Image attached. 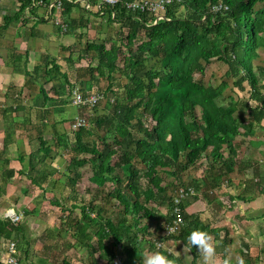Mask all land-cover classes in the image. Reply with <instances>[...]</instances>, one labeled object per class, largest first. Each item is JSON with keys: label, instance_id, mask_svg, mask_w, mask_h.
I'll return each instance as SVG.
<instances>
[{"label": "trees", "instance_id": "16d2710c", "mask_svg": "<svg viewBox=\"0 0 264 264\" xmlns=\"http://www.w3.org/2000/svg\"><path fill=\"white\" fill-rule=\"evenodd\" d=\"M126 1L131 0H119L112 7L101 6L107 14V23L121 26L118 42L93 39L87 40L82 48H78L76 60L85 57L95 60L94 66L87 67L90 73L76 74V70L68 74L62 71L55 58L46 57L43 64V73L49 75V80L64 77L68 94L72 92L75 81L80 79L84 94L91 92L92 86V92L102 97L101 93L104 92L93 90V85L100 78L113 79L112 74L121 58L124 63L122 72L129 80L117 97L113 95L115 91L111 87L112 82L108 83L107 89L111 92L108 98H113L112 103L109 101L110 112L102 117H95L94 120L96 126L103 128L98 139L107 148L102 151L97 143L86 142L82 138L83 132L91 131L81 126L75 130L78 137L73 144L67 142L64 132L54 133V150L47 139L41 136L43 131L36 128L37 145L26 157V175L31 184L26 185V188L39 184V179H44L41 171L46 167L43 165L46 158L56 157L61 152L68 155L66 152L69 151V163L72 162L77 169L74 176L68 177L71 192H74V185L80 179L79 168L90 163L96 185L105 186L107 181L111 183L106 195L118 201L122 206L123 216L130 215L134 217L133 220L163 217L167 222L171 218L173 195L168 193L170 184L166 182L164 174L171 175L178 181L181 168L209 158L219 162L218 175L223 178L238 163L236 146L232 142L234 137L239 133H253L255 126H264V66L254 65L259 51L264 49V0H172L162 12L164 17L157 20V14L127 8L124 4ZM60 2L62 9H56L61 15L70 13L75 6L74 0ZM219 3L226 8L213 11L212 6ZM7 19L9 16L4 17L1 28L7 25ZM84 21L82 19L80 24ZM69 22L67 21V29L70 25L69 30H72L73 26ZM72 50H69L67 61H70ZM142 57L153 59L157 67L146 68L144 76H139L135 68L143 62ZM212 59L226 64L225 76L231 78V85L238 92H247L251 104L233 95H229V101L225 105L218 102L228 86L227 79L218 85L194 79L196 74L204 73L206 65ZM40 70V66H35L33 73H25L40 75ZM51 89L59 95L64 92V85ZM38 90L45 101L51 98L49 90L43 85ZM100 102L101 98L95 105ZM238 107L247 111L251 119L246 120L242 114L235 116ZM19 108L11 105L2 109L4 120L6 112L11 113ZM86 108L79 106V114L83 115ZM148 120L151 125L145 126L144 121ZM136 126L142 132L140 136H135L132 131ZM225 149L228 151L226 156ZM82 154L89 156L81 157ZM114 156L116 159L113 161ZM19 160L25 162L21 156ZM136 163L142 167H138ZM246 165H249L247 171H250L252 181H256L254 186L264 194V164ZM116 167L125 176V190L119 189L115 184L122 182L121 177L113 175ZM14 172L23 173L19 169H8V176H13ZM210 174L208 171L204 173L205 179H210ZM142 178L144 182L141 184L138 181ZM219 183L218 181L212 185L204 180V186L209 191ZM248 185V181H245L244 189ZM85 190L87 192L88 189ZM70 197L75 198L73 195ZM163 202L166 209L164 214L161 213ZM71 204L80 206V217H75L74 229L70 233L74 243L83 246L92 255V236L99 242L102 238L107 239L104 250L110 260L116 243H124V234L130 230L126 217L113 223L101 208L91 215V208L83 203L72 201ZM184 205L182 202L183 225L178 235L182 242L185 243L192 231L191 227L217 235L219 229H210L208 224L199 221L193 214L186 213ZM19 228L17 224L5 219L3 223L0 222V235L9 238L11 232ZM98 247L101 248L102 245ZM126 257L129 258V255ZM193 257L195 258L194 253Z\"/></svg>", "mask_w": 264, "mask_h": 264}, {"label": "crops", "instance_id": "0c3cea01", "mask_svg": "<svg viewBox=\"0 0 264 264\" xmlns=\"http://www.w3.org/2000/svg\"><path fill=\"white\" fill-rule=\"evenodd\" d=\"M73 3L75 6L70 13L61 15L62 13L54 6V0H44L42 3H38L37 0L30 2L0 0V162H8L9 166L11 165L9 168L14 171L18 169L16 159H19V155L29 154L31 149L36 147L38 136L36 128L44 131L43 129L47 127V131L50 129L49 132L59 134V132L65 131L64 119L77 114L78 108L75 105L68 104L71 108L65 106L62 92L57 95L51 89V84L54 82L57 83L56 88L58 87L60 79L56 78L55 81H51L49 76L41 77L42 74H45L43 73V64L46 57L55 58L60 65V59L63 58L67 61L66 57L69 54H65L69 53V50L77 46L79 42L84 40L85 44L87 40L101 39L100 33L96 29H98V24L100 27L105 26L106 12L95 3H90L88 6L79 0H74ZM6 16H9V19L6 20L7 25L1 28ZM57 19L63 20L62 22L65 19L70 21L73 29L69 30V25L68 29L66 27L67 30H62L56 23ZM82 19L85 21L81 25ZM67 21H65L66 25ZM35 66L41 67L40 75L25 73L26 71L33 73ZM62 71L64 70L62 69ZM79 82H81L80 79L75 81L74 88L79 86ZM41 85L49 90L48 95L51 98L46 101L41 93H37ZM245 101L251 104L249 99ZM11 105H17L20 108L11 113L6 112L4 120L1 110ZM72 108L74 111H71ZM234 114L235 116L242 114L246 120L251 119L248 112L242 113L241 107H238ZM263 127L255 126L253 133L247 135L239 133L234 137L232 142L236 146L238 163L232 172L223 177L220 183L222 188L214 196H205L204 200L202 197L193 200L188 197L182 201L185 204L184 211L186 213L193 214L199 221L208 224L210 229H219L217 235L209 233L216 245V256L209 264H224L226 259L230 261V264H240L241 259L243 264H264V194L260 192H252L247 196L241 194V191L244 190L243 176L246 177L244 174H247L246 171L249 168L247 167L249 165L246 164H264ZM32 131L35 133H31ZM260 131L263 133H258ZM42 133L41 136L45 138V132ZM227 152L225 149V156ZM231 185L236 187L235 192L229 191ZM67 189L69 190L71 187L68 186ZM224 191L227 192L224 193ZM32 197L34 196L32 195ZM68 198L73 199L70 196ZM232 202H236L234 208L231 205ZM163 203L161 213L164 214L166 209L165 202ZM8 208L13 207H7L4 210L6 211ZM4 210L0 212L1 223L5 220L3 218ZM103 211L104 215L108 213L105 212V209ZM19 213L21 215L20 223L22 213ZM107 217L113 223L117 222L112 217ZM122 217H126V223L130 225L129 232L124 234V243H116L114 247V254L117 252L116 249L123 254L122 264H143L144 256L156 250L165 251L166 254L177 260V264H204L197 246L193 247V251L186 248L183 250L184 242L178 237L181 227L174 236H164L165 219L163 217L158 219L142 217L133 220L134 217L132 218L130 215H122L119 220ZM28 227L30 226L28 225ZM22 228L11 232L9 238H5L3 234L0 235V263L6 259L7 244L10 240L16 242L18 264L78 263V259L72 255V251L79 245L74 243V239L65 241L64 237L58 233L61 240L57 245L54 244V239L42 238L40 243L39 240L32 242V239L22 234ZM190 230H193V227ZM19 238L24 240L23 245H20ZM106 241L107 239L102 238L99 242L96 237L92 236L91 264H110L112 258L109 260V255L104 250ZM177 241L180 242L177 243ZM156 242H160L162 245L159 249ZM100 244L101 248L98 247ZM168 249L173 251L168 253ZM126 255H129V258ZM39 260L41 261L39 262Z\"/></svg>", "mask_w": 264, "mask_h": 264}, {"label": "rangeland", "instance_id": "374dc122", "mask_svg": "<svg viewBox=\"0 0 264 264\" xmlns=\"http://www.w3.org/2000/svg\"><path fill=\"white\" fill-rule=\"evenodd\" d=\"M104 23L105 26L100 27L98 24L97 25L98 29H96V31L100 33L101 39L118 42L119 35L121 33L120 24L107 23V21H105ZM94 40H96V38H94ZM83 44H84V40L82 42H79L77 46L73 47L70 61H65L63 58L60 59L61 68L66 73L68 74L74 73V71L76 70H77L76 74L84 73V75H87V73H90L87 67L94 66L95 60H92L89 57L76 60L77 52L80 48L84 46ZM67 54L69 53L67 52L65 55ZM142 59L143 62L138 66H136L135 68L136 73L139 76H144V70L146 68L157 67V64H155V61L153 59L147 57H142ZM123 64H124L123 61L121 60V58H119V60L117 61V69L112 74L113 79L107 80L106 78H100L99 82L93 85V90L97 89L100 90V92H104V94L101 93L102 94L101 102L95 106L93 105L87 107L83 115L82 114L80 115L79 114L80 111L77 109L76 112L77 114L75 115V116H84L86 118V125L82 127L91 131L89 133H86L84 131L82 138L90 144L94 142L97 143L98 147L101 148L102 151H105V149L107 148L105 145L102 144L100 139H98L103 133V128L98 125L96 126L94 120L95 117H102L103 115L109 114L110 112L109 101H111L112 103L113 100H111V98H108L111 95V92L107 89L109 82H112L111 87L115 91V93H113L114 96L116 97L120 96L121 95L120 93L123 92L122 88L124 84L127 83V81L129 80L128 79L129 77L126 74H123L122 72L124 67ZM256 64L264 66V49L261 50V54L258 56V58L254 60V65ZM226 68H227L226 64H224L222 61L217 59H212L210 63L206 65L204 73L196 74L194 76V79L197 81H201L205 84H211V85H218L222 80L227 79L228 86L225 88L222 95L218 98V102L220 104L225 105L229 101V95H233V97L235 98L242 99V101L247 100L248 99V94H246L247 92L245 91L238 92L236 88H233V86L231 85V78L225 76L224 73ZM42 75H43L41 76L42 78L49 76L47 74H42ZM59 79L60 82H58V86L64 85V92L62 95H63V99L65 100V104H66L65 106L71 108V106H69L68 104L72 105L71 103L72 92L68 94L67 91L68 86L65 82L64 77H60ZM55 80L56 78L54 79V81ZM51 85L54 89H56L57 86L56 82H54ZM78 85H79L78 86L79 90L83 92V88H81L80 86L81 84ZM37 93H41V92H39L38 90ZM71 111H74V108H72ZM241 111L242 113L245 112L243 108H241ZM73 117L64 119L65 127H66L64 133L66 134L65 136L67 137V142L70 144H73L75 142V139L78 137V134H76L77 131H75V129L72 128L69 121V120H73ZM144 125L150 126L151 124L149 123L148 120V122L144 121ZM46 129L47 127L43 129L44 130L43 132H45L46 135L45 138L55 150L56 136L53 135V133L49 132L50 129H48V131ZM132 131L135 133V136H140L142 133L141 130L139 131L137 126ZM31 133H35V132L32 131ZM258 133H263V132L260 131ZM63 153L64 152H61V154L57 155L56 157L46 158L43 164L46 167H43L44 169L41 171V176H44V179H39V184H32V187L30 188H26V185L31 186V184H29L30 180L26 175V172L28 171V163L26 157L28 154L19 155L21 156L22 159L25 160V162L22 160L20 161L18 158L16 159L17 160L16 167L23 173L16 174V172H14V175L11 177L8 176V169H10L9 167L11 165L9 166L8 162L7 163L3 161L0 162V212H2L4 209L10 206L13 207L16 212H21L22 220L20 223L18 222L19 223L18 226L23 227L22 234H24V236H26L27 238L32 239L31 240L32 242L39 240L38 242L40 243L42 242L41 241L42 238L46 240L54 239L55 240L54 244L57 245V243L61 240L59 239L60 236L58 235V233L64 237L63 239H65V241L72 239L70 233L74 229L73 226L74 219L75 217L76 218L80 217V206L72 205L71 204L72 201L83 203V205H85L86 207L91 208L90 211L91 215H93L94 212H96V210L100 208L103 210L105 209V212L106 211L108 212L106 213V215L112 217V219H114L115 221L116 220L118 221L119 218L123 215L122 206L118 203V201L106 195L107 189L111 186V183L107 181L105 183V186L95 184L96 177L92 176L90 163H87L79 168L80 170L79 172L81 176L80 179H78V182L74 185V192H71L70 189L69 190L67 189V187L69 186L68 177L74 176L77 169L76 166L74 167V164H72V162L69 163L68 160V157L70 156L69 151L66 152L68 153V155L67 154L65 155ZM88 156L89 154L81 155V157H88ZM115 159L116 156L113 157V161ZM136 164L138 167H142L141 164L138 163ZM209 165H211V168L209 167ZM207 171L211 173L210 174L211 178L208 180L205 179L206 177H204V173H207ZM246 172L247 174L246 173L244 174L246 175V177L243 176L244 177L243 181L244 182L248 181L249 185L246 187V189L242 190L245 187L241 189L242 190L241 194H243V196H247L249 195V193L251 194L252 192L255 193L259 192L258 187L256 188L254 186V184H256V181L255 180L252 181V178L250 177V171H246ZM178 174L180 175V179L178 181L173 176L164 174V178L166 179V182L170 184V188L168 191L170 195H174L175 193L174 190L179 186L191 185L194 186L195 189V194L191 197V199L193 200L195 198L198 199L199 197H202L204 200L205 196H214L218 192V190L222 188L220 186V183L223 180V178L221 176L219 177L218 175L220 174L219 162H214L209 158H203L199 163H196L195 165L184 166V168L180 169ZM113 175L122 178V182L115 184H117V187L119 189L125 190L126 189L125 176L122 174V171L119 167H116V170L113 173ZM204 180L207 184H212V185L214 183H217L218 181L220 183L209 191L204 186ZM138 182L142 184L144 182L143 178L139 179ZM252 187L254 190L252 189ZM235 188L236 187H233L231 185L229 191L235 192ZM85 189H88L87 192ZM226 192L224 191V193ZM32 195L34 197H32ZM72 195L75 198L69 199L68 196H72ZM47 199L51 201H48ZM56 201H58L59 203H57ZM231 205L233 207L234 205H236V202L235 203L232 202ZM62 206H64L65 208H61ZM245 223L251 224L250 222H245ZM28 225L31 228L28 227ZM49 228L51 229L48 230ZM19 239H20L19 240L20 245H23L24 240L21 238ZM91 244H92V239H91ZM234 247L236 248V245ZM72 255H74L78 259V263L76 264H91L90 260H92V255H90V253L84 247L81 248L79 245H77L75 247V250L72 251ZM23 260L24 259L22 258V262ZM40 261L41 260H39V262Z\"/></svg>", "mask_w": 264, "mask_h": 264}, {"label": "built area", "instance_id": "2783aa9c", "mask_svg": "<svg viewBox=\"0 0 264 264\" xmlns=\"http://www.w3.org/2000/svg\"><path fill=\"white\" fill-rule=\"evenodd\" d=\"M44 0H37L38 3H42ZM71 1V0H70ZM86 4L87 6L90 5V3L98 4V6L107 5V6H114L119 0H79ZM172 2V0H131L126 1L124 4L127 8L132 10H139V11H146L148 13L157 14V19L164 17L163 10L165 9L166 4ZM54 6L61 10V2L60 0H54ZM226 8V6H222L221 3L216 4L212 6L213 11H217L220 8ZM56 23L60 25L62 30H66V23L62 22L61 20L57 19ZM264 94V89H263ZM71 103L75 105L76 107L79 106H86L90 107L95 105L96 101L101 98V95L96 92H89L88 94H84L81 90H79L78 87L74 88L72 90L71 94ZM113 100V98H111ZM86 125V118L84 116H76L71 126L73 129H78L81 126ZM195 194V189L190 186H179L176 188L175 193L172 197V205H171V211H170V220L165 222L164 228H163V235L164 236H171L175 233H177L180 229V227L183 224V214H182V208L181 203L184 199L193 196ZM3 218L8 219L12 223H18L21 219V215L19 212H16L13 208H8L3 213ZM169 228H175V232L168 234L167 229ZM160 244V242H159ZM156 245L158 247V242H156ZM117 252L113 255L110 264H122L123 262V254L120 253L118 249H116ZM0 264H18L17 259V251H16V242L13 240H10L7 244V256L6 259L3 260Z\"/></svg>", "mask_w": 264, "mask_h": 264}, {"label": "clouds", "instance_id": "9594fccd", "mask_svg": "<svg viewBox=\"0 0 264 264\" xmlns=\"http://www.w3.org/2000/svg\"><path fill=\"white\" fill-rule=\"evenodd\" d=\"M173 232H175V228L167 229L168 234ZM179 242L180 241H177V243ZM194 245L197 246L204 264H209V262L214 260L216 256V245L209 233L203 230L193 229L186 238V241L183 245V250L186 248L190 251ZM161 246L162 245H160L158 242V249ZM172 251V249L167 250L168 253H171ZM176 252L180 253L178 251ZM143 264H177V260L172 258L169 254H166L165 251L156 250L144 256ZM224 264H230V261L226 259ZM240 264H243L242 259Z\"/></svg>", "mask_w": 264, "mask_h": 264}]
</instances>
